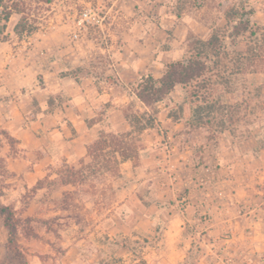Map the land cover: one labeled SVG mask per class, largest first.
Segmentation results:
<instances>
[{
  "label": "rangeland",
  "instance_id": "374dc122",
  "mask_svg": "<svg viewBox=\"0 0 264 264\" xmlns=\"http://www.w3.org/2000/svg\"><path fill=\"white\" fill-rule=\"evenodd\" d=\"M2 5L23 12L0 22V84L17 87L20 112L26 114L22 126L65 111L64 99L49 90L59 78L72 77L84 83L88 96L79 107L87 116L83 120L100 123L94 140L100 132L127 131L124 112H149L134 95V83L149 73L160 78L165 64L181 59L213 30L225 35V53L221 65L206 64L213 73L225 70L229 80L226 86L213 83L212 99L232 106L236 122L223 131L215 126L213 139L206 129L187 136L189 108L176 86L155 105V129L143 133L144 149L126 167L95 172L87 152L72 161L50 160L55 148L25 155L15 146L9 155L43 172L27 188L25 173L9 181L13 176L0 155V205L26 220L16 233L18 256L8 248L0 213V264H29L30 255L46 248L56 254L53 260L60 259L73 246L80 261L71 256L67 264H264V0H2ZM235 12L240 19L228 21ZM21 16L33 27L29 35L14 33ZM246 19L250 27L234 36L233 26L242 29L239 22ZM148 55L156 61L150 67L144 62ZM127 67L142 74L124 75ZM108 87L109 101L94 104L89 121L86 102ZM62 126L59 119L41 122L39 136L46 144L60 136ZM7 146L0 134L1 154ZM67 177L72 184H63Z\"/></svg>",
  "mask_w": 264,
  "mask_h": 264
},
{
  "label": "trees",
  "instance_id": "16d2710c",
  "mask_svg": "<svg viewBox=\"0 0 264 264\" xmlns=\"http://www.w3.org/2000/svg\"><path fill=\"white\" fill-rule=\"evenodd\" d=\"M0 22H7L13 13L21 14L16 5L5 7L0 0ZM252 14L253 11L247 12ZM241 14L235 12L230 14L228 21L238 19ZM240 19V18H239ZM244 27L233 26V35L239 36L242 31H247L250 27L249 19L239 22ZM33 27L29 25L24 16L14 27V33L18 36L31 34ZM236 30V31H235ZM224 34L213 30L206 40H196L181 59L169 62L164 65V71L160 78H155L152 74L141 76L137 83L132 86L136 98L144 104L149 112L143 113H123V118L128 125L127 131L117 133L100 132L96 140L86 146L87 156L92 158V171L100 169H118L123 162L134 161L144 149L142 135L146 130H154L156 125L155 105L180 86L185 92V99L189 108L188 118L184 121L185 133L188 136L199 129H206L210 132L209 139H213L218 131L225 130L227 124L236 122L232 114V106H225L218 99H212L214 90L211 86L215 81L222 82L223 86L228 84L224 72L213 73L206 64L207 60H214L213 65H221L220 58L224 55L223 42ZM225 69V68H224ZM231 108V109H230ZM228 109V110H227ZM227 110V111H226ZM0 134L8 141L10 151H14L18 141L0 129ZM4 159L0 158V164ZM77 172L71 174L76 176ZM68 177L62 179L64 185L72 184L68 182ZM36 188H39L37 186ZM0 193V197H2ZM0 213L3 215V225L8 234V248L14 250L18 256L22 255L20 246L16 241L17 230L25 223V219L19 218L16 210L9 206L0 205Z\"/></svg>",
  "mask_w": 264,
  "mask_h": 264
},
{
  "label": "crops",
  "instance_id": "0c3cea01",
  "mask_svg": "<svg viewBox=\"0 0 264 264\" xmlns=\"http://www.w3.org/2000/svg\"><path fill=\"white\" fill-rule=\"evenodd\" d=\"M147 61V65L150 63H156L152 55L144 60ZM150 67V65H149ZM147 67L145 66L144 70L146 71ZM124 75L134 77L137 73L142 74L141 72H136V70L127 67V69L122 68ZM2 84V85H1ZM0 84V129H3L8 132L15 140L18 141L17 146L24 152L25 155H29L35 150L43 149L48 150L49 148H55L52 152H49L48 158L51 160L55 157H62L67 161H72L77 158L84 157L86 155V145L94 141L95 134L97 130L101 127L100 123H90L87 124L83 118L86 115L85 112L79 110V107L84 103L86 92L83 90L84 83L76 82V78L64 77L59 78V81L56 82L57 85L50 88L49 93L56 94L61 96L64 100V110L59 113H51L48 117H44L43 120L32 121L26 126H22L25 119V113L21 110L18 103V91L17 87L10 82L8 87L7 83ZM109 90L112 88L103 89L102 92H95L96 94L90 98V101L86 102V108L88 109V120L90 121L94 116L93 114V105L96 103H107L109 101ZM92 91V90H90ZM29 96V94H27ZM25 97V96H23ZM67 105V106H66ZM75 108L78 109V112L73 111ZM73 111V112H72ZM92 113V114H91ZM62 122V131L60 136L50 137V141L45 144L44 137L39 136V128L41 122L46 123V120H52L57 122V120ZM43 132L44 129H43ZM63 135V137H61ZM10 147L4 148V152H0V155L3 156L6 162V171L13 177L9 181L14 182L15 179L20 176L21 173H25V179L29 182L26 185L27 188L33 186L38 179H41L42 173L39 172V169H29L27 167V161L25 159L18 160V158L9 155ZM40 162V161H38ZM127 162H123L120 166L126 167ZM29 169V170H28ZM32 181V182H31ZM34 181V182H33ZM7 192V190H5ZM5 228V227H4ZM34 241H37L38 238H32ZM6 245V244H5ZM32 245H35L32 243ZM49 245V244H47ZM50 247V245H49ZM79 249L77 246L70 247L69 249L65 248L62 251V257L55 260L50 256H56L53 251H49L46 248L44 253H33L28 258L29 264H67L65 259L68 257L74 256L75 260L79 262ZM53 253V254H52ZM74 261L68 264H74Z\"/></svg>",
  "mask_w": 264,
  "mask_h": 264
},
{
  "label": "built area",
  "instance_id": "2783aa9c",
  "mask_svg": "<svg viewBox=\"0 0 264 264\" xmlns=\"http://www.w3.org/2000/svg\"><path fill=\"white\" fill-rule=\"evenodd\" d=\"M85 16H87V14H84ZM74 39H77V35H74L73 36Z\"/></svg>",
  "mask_w": 264,
  "mask_h": 264
}]
</instances>
